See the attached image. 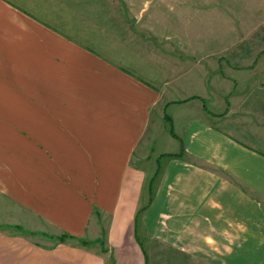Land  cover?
I'll return each mask as SVG.
<instances>
[{
	"label": "crops",
	"instance_id": "obj_1",
	"mask_svg": "<svg viewBox=\"0 0 264 264\" xmlns=\"http://www.w3.org/2000/svg\"><path fill=\"white\" fill-rule=\"evenodd\" d=\"M106 1L0 0V92L42 94L26 124L43 164L4 188L38 234L96 242L109 216L104 254L0 231V264H147L139 217L147 241L212 264L263 253L264 49L210 52L177 2L169 28L137 3L142 30L119 36Z\"/></svg>",
	"mask_w": 264,
	"mask_h": 264
},
{
	"label": "rangeland",
	"instance_id": "obj_2",
	"mask_svg": "<svg viewBox=\"0 0 264 264\" xmlns=\"http://www.w3.org/2000/svg\"><path fill=\"white\" fill-rule=\"evenodd\" d=\"M75 1L78 4L80 3V0ZM92 1L96 2V0ZM99 1L105 2V0ZM128 1L133 7L125 5L121 8L119 5L120 0H114L116 4L114 20L118 22V27H116L115 32L117 35L124 37L132 35L129 32L130 29L132 33L138 35L141 26L137 24L139 12H137L135 6L137 3L142 4L145 0ZM146 1H148L150 7L145 18L147 20H153L154 24L162 21V23L168 25L166 26L168 28L171 26L174 18L172 6H177V2L180 7V16L186 22H190V39L198 45L203 44L210 52H220L224 55H229L235 52H247V49L254 47L258 49V52L264 49V0ZM107 3L111 5L109 0L108 2L106 1ZM183 5L190 7V11L186 12L183 10L182 12L181 7ZM20 24L22 25L20 29L26 27L24 23L20 22ZM20 39L24 40V37H20ZM255 40L261 43L252 46L251 42ZM38 63L36 59L34 64V78L37 81L40 79V75L42 76L44 74L43 68L37 69ZM31 66L33 67V64ZM3 88L6 90L16 89L13 86H5ZM22 88H26V86H19L17 89ZM36 88L40 89L41 87L38 86ZM9 91L0 92V231L26 235L32 241L47 247L54 243H59L58 238L68 236L69 238H67L65 243L94 247L95 250L100 251L102 254L106 253V230L109 219L107 214H101L104 218V227L102 237L96 242L88 239L72 238L66 234H38L33 232L30 226L36 223L34 222V219H36L35 216L28 213L26 207L17 204L16 202L18 201L10 197L11 192L7 188H4V186L10 183L14 187H17V184L22 183L24 176L31 175L30 170L33 164H38L39 166L43 164V151L40 141L33 140L32 136L28 134L29 131L41 133L42 124H26V120H28V116L31 114L27 106H30L29 104H40L38 103L37 96L41 97L42 94L41 92L31 94V92L26 91ZM31 95H36V98ZM41 110L40 108L39 111L41 112ZM20 119L21 121H17ZM159 151L158 143H152L150 147L152 159L159 154ZM33 158H35L34 162H32ZM139 166L148 169L150 165L141 163ZM148 183L149 180L146 184L145 195L148 191ZM140 222L141 217H139L137 230L138 241L146 254L147 264H212L208 260H202L197 257L193 258L184 253L177 252L170 247L163 246V244L157 243L152 237L151 241H147ZM160 224L165 226L166 222H160ZM48 230L51 231L50 229ZM83 240L87 244H83ZM107 256L108 254L105 257ZM243 256L244 259L237 264H264V252L243 254ZM250 256H252V262L246 260ZM254 258L257 260L255 261ZM107 263H111L109 258Z\"/></svg>",
	"mask_w": 264,
	"mask_h": 264
},
{
	"label": "trees",
	"instance_id": "obj_3",
	"mask_svg": "<svg viewBox=\"0 0 264 264\" xmlns=\"http://www.w3.org/2000/svg\"><path fill=\"white\" fill-rule=\"evenodd\" d=\"M67 238H69V237H68V236H62V237L58 238V242H59V243H65V241L67 240ZM82 243H83V244H87V242L84 241V240H83ZM111 264H112V263H111Z\"/></svg>",
	"mask_w": 264,
	"mask_h": 264
}]
</instances>
